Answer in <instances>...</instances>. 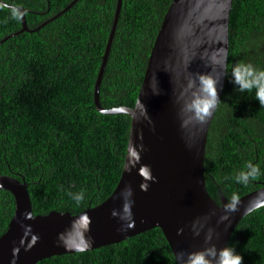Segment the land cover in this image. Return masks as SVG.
Instances as JSON below:
<instances>
[{
	"label": "trees",
	"instance_id": "obj_1",
	"mask_svg": "<svg viewBox=\"0 0 264 264\" xmlns=\"http://www.w3.org/2000/svg\"><path fill=\"white\" fill-rule=\"evenodd\" d=\"M26 10L34 29L72 0H1ZM172 0H122L103 72L99 102L132 108L152 45ZM116 0H78L38 32L0 43V175L24 180L34 215L78 214L115 189L124 164L130 117L105 115L94 105V84L110 33ZM21 29L19 14L0 4V40ZM264 69V0H233L225 83L209 126L204 177L209 195L231 201L264 184V104L255 89L240 91L237 63ZM258 173L247 182L243 170ZM82 194V198L81 197ZM15 201L0 190V236ZM228 246L243 264H264V206L243 217ZM36 264H176L159 228L119 243L43 259Z\"/></svg>",
	"mask_w": 264,
	"mask_h": 264
},
{
	"label": "water",
	"instance_id": "obj_2",
	"mask_svg": "<svg viewBox=\"0 0 264 264\" xmlns=\"http://www.w3.org/2000/svg\"><path fill=\"white\" fill-rule=\"evenodd\" d=\"M78 0L38 27L29 29L26 10L16 11L23 32H38ZM233 0H172L152 45L132 108L105 109L99 88L115 34L122 0L114 17L94 84V105L105 115L130 117L124 164L113 192L99 205L71 215H34L24 180L0 175V190L15 201L7 230L0 236V264H36L63 254L94 250L159 228L176 264L188 253L228 245L238 222L264 206V184L234 200L208 193L204 157L215 109L203 120L190 109L200 80L212 78L220 98L227 72L229 15ZM83 249V250H81Z\"/></svg>",
	"mask_w": 264,
	"mask_h": 264
},
{
	"label": "clouds",
	"instance_id": "obj_3",
	"mask_svg": "<svg viewBox=\"0 0 264 264\" xmlns=\"http://www.w3.org/2000/svg\"><path fill=\"white\" fill-rule=\"evenodd\" d=\"M232 82L239 86L240 91H252L255 89V99L264 104V69H257L250 63H237L231 69ZM216 81L212 78H202L200 80V90L194 93L190 103V109L203 120L210 115L220 102L215 87ZM247 167L251 172L241 171L237 176L238 182H247L250 176L258 173L257 166L250 162ZM82 198V194L81 197ZM83 250V249H81ZM184 259V264H243V257L235 248L225 245L217 249L215 245L188 253Z\"/></svg>",
	"mask_w": 264,
	"mask_h": 264
}]
</instances>
